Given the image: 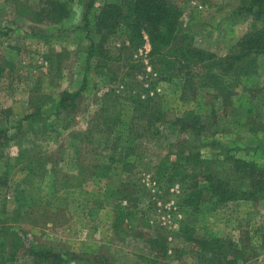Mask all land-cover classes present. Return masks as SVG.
Here are the masks:
<instances>
[{"label":"rangeland","instance_id":"rangeland-1","mask_svg":"<svg viewBox=\"0 0 264 264\" xmlns=\"http://www.w3.org/2000/svg\"><path fill=\"white\" fill-rule=\"evenodd\" d=\"M61 1L69 17L50 24L43 20L47 0H0V130H6L0 139V242H8L12 232H25L30 241L67 253L69 264H90L100 253L113 264H202L180 236L183 225L228 242L260 241L264 199L221 207L210 203L199 212L185 207L188 182L162 167L170 144L179 138L172 130L152 143L132 139V147L143 145L129 167L115 165L109 178L97 176L94 166L108 153L102 152V159L95 155L102 147L99 139L105 141V123L128 115V100L113 99L118 86L117 95L146 89L142 96H156L165 111L201 115L211 131V137L202 138L206 158L219 153L211 144L220 142L238 158L264 167V56L257 72L242 79L228 110L207 91L186 101L178 81L152 87L157 74L147 57L150 45L127 50L126 27L106 37L90 27L102 44L89 68L90 42L81 29L85 0ZM116 1L98 0L94 15ZM247 1L185 0L180 27L192 34L194 46L224 58L251 26ZM104 64L115 71L117 82L104 75L109 70L94 69ZM84 78L88 88L79 111L59 114L62 93L79 89ZM66 123L71 125L65 128ZM122 130L112 133V140L124 139ZM130 219L134 231L127 227ZM155 242L164 245L166 255ZM13 260L9 264H35L22 253ZM257 264H264V257Z\"/></svg>","mask_w":264,"mask_h":264},{"label":"trees","instance_id":"trees-1","mask_svg":"<svg viewBox=\"0 0 264 264\" xmlns=\"http://www.w3.org/2000/svg\"><path fill=\"white\" fill-rule=\"evenodd\" d=\"M97 2L98 0H85L82 13L81 29L87 33L90 42L88 67H92L90 63L96 56V49L102 44L93 39L90 27L94 26L99 37L110 36L119 28L126 27L130 44L126 47L127 50L138 51L146 42L150 45L147 57L151 70L157 74L152 87L159 82L178 81L186 101H194L200 92L207 91V96L210 95L212 101L221 100L225 111L228 110L236 88L240 86L243 78L257 72L258 60L264 56V0L246 2L244 10L251 17V26L224 58L194 46L192 34L180 27L181 5L185 0H117L105 3L94 15ZM47 3L48 10L44 11L43 20L57 24L69 17L70 10L66 2L47 0ZM94 69L101 74L104 70H109L104 75L109 76L114 83L117 82L118 77L108 64L97 65ZM87 88L88 80L84 78L79 89L63 92L56 105L58 113L65 116L77 113ZM119 88L117 86L112 89L115 94L113 99L128 100V115L125 120L123 117H115L105 123L108 126L105 130V141L99 139L102 147L95 155L101 157L105 151L108 153L103 155L105 161L102 157V160L97 159L94 166L97 176L109 178L110 175H115V165L119 163L125 168L130 166L129 159L143 145L137 143L132 147L129 144L132 139L152 143L169 129L179 138L170 144L162 167L164 171H170L171 177L186 179L188 182L190 192L184 202L188 210L199 212L204 205L210 203L220 207L243 201L256 204L264 199V167L254 161L238 158L231 153V148L220 142L211 144L219 149L213 159L202 154L205 146L202 138L211 137V131L201 115L194 112L177 115L165 111L156 101V96L143 97L146 89L135 94L131 90H121L126 95L121 96L116 94ZM36 116L33 114L29 118ZM70 125L71 123H66L64 127L68 128ZM119 126L125 133L124 139L112 140L111 135L114 132L119 133ZM3 133L6 130H0V139ZM86 144L89 145L88 142ZM25 158L23 154L21 159ZM32 164L34 163L30 161V165ZM127 227L131 231L136 230L133 219L128 221ZM8 236V242H0V264H9L18 253L33 259L35 264L70 263L67 253L30 241L25 232H12ZM180 236L189 244L190 251L202 264H257L264 257V235L260 241L234 243L216 236H200L193 227L183 225ZM155 243L160 248L158 252L166 255L164 245ZM90 264L113 263L100 253L95 255Z\"/></svg>","mask_w":264,"mask_h":264}]
</instances>
